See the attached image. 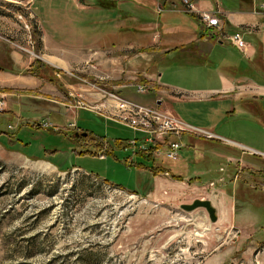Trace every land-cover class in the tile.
Masks as SVG:
<instances>
[{
	"label": "rangeland",
	"instance_id": "rangeland-1",
	"mask_svg": "<svg viewBox=\"0 0 264 264\" xmlns=\"http://www.w3.org/2000/svg\"><path fill=\"white\" fill-rule=\"evenodd\" d=\"M32 2L0 0V40L35 61L40 60L36 57L40 24ZM244 38L257 50L254 59L247 60L224 41L225 45H214L205 65L192 66L188 72L211 77L210 85L222 71L241 76L252 86H264V73L257 63L264 57V30ZM223 60L230 62L229 68ZM49 68L40 71L45 77H57L58 82L57 74L80 79L81 73L97 71L88 63L56 75ZM169 75L178 84L196 86L175 71ZM92 78L90 85L101 94L93 100L67 91L61 83L67 125L43 119V111L28 99L16 111L20 119L3 114L7 101L0 97L5 101L0 111V264H264V124L254 119L249 125L237 111L233 119L221 123L222 131L217 133L257 152L214 142L235 161L213 157L214 163L200 165L213 172L202 175L200 181L192 179L190 187L175 184L150 193L153 163L128 146L134 138L128 127L106 120L97 109L113 92V83ZM202 78L199 86L204 85ZM139 83L127 82L124 96L114 93L141 105H155L156 94L138 92ZM258 101L264 105V98ZM82 112L78 124L76 118ZM42 121L49 126H41ZM87 131L88 138L82 135H88ZM13 134L20 141L10 139ZM98 137H105L102 146L110 147L104 158L99 157L100 148L86 145ZM163 160L155 159L156 165ZM163 164L173 170L176 162ZM201 183H208L205 193L198 189ZM195 199L215 200L218 221L212 222L204 208L192 212L180 208Z\"/></svg>",
	"mask_w": 264,
	"mask_h": 264
},
{
	"label": "crops",
	"instance_id": "crops-1",
	"mask_svg": "<svg viewBox=\"0 0 264 264\" xmlns=\"http://www.w3.org/2000/svg\"><path fill=\"white\" fill-rule=\"evenodd\" d=\"M191 1L197 11L219 12L224 33L241 29L245 30L244 36L263 33L264 18L257 9L261 0ZM31 9L40 24L38 59L45 66L54 68V74L81 68L87 63L97 66L95 72L79 74L80 79L68 78L65 73L57 74L59 84L62 83L67 91L70 89L71 93L76 92L86 100L99 97L100 90L94 84L90 85L95 76L97 82L113 83L110 91L121 92L124 96L127 82L138 83L145 79L149 91L157 96V105L171 111L184 123L202 126L219 136V140H207L184 133L181 138L184 144L182 155L171 161L176 162L173 170L172 167L167 169L182 179L165 176L163 172L155 174L151 170L150 193L175 184L190 187L192 179L200 181L202 175L213 172L211 167L200 169L201 164L214 163L213 157L235 161L217 145L230 144L240 147L243 152L256 151L221 137L217 132L222 131L221 123L233 119L237 111L249 125L254 119L264 124V105L258 101H263L264 86H252L241 76L222 71L216 75L218 80L215 78L214 85L208 83L211 77L191 76L188 72L191 67L205 65L214 45H225V42L212 37L198 14L186 12L178 0H33ZM247 44L246 53L238 51L247 60L254 59L257 50ZM260 59L257 63L264 73V57ZM33 63L32 58L0 40V97L4 96L7 101L3 114L20 119L16 111L25 105L23 100L28 99L37 103V108L45 115L43 119L67 125L69 117L62 102L63 87L25 73ZM222 63L229 68V61L223 60ZM169 71L182 75L187 82L190 78L196 86L178 84ZM201 78L203 86H199ZM85 80L89 85L82 83ZM195 93L202 98L195 99L192 95ZM206 93L215 95L204 97ZM83 113H79L77 123ZM203 114L206 116L204 119L201 118ZM243 128L248 130L246 125ZM15 136L10 135V139L20 141ZM107 147L100 149L106 148L107 151ZM16 152L22 155L21 151ZM189 163L193 165L189 166ZM207 184L201 183L198 189L205 193ZM208 200L216 209L215 200Z\"/></svg>",
	"mask_w": 264,
	"mask_h": 264
},
{
	"label": "built area",
	"instance_id": "built-area-1",
	"mask_svg": "<svg viewBox=\"0 0 264 264\" xmlns=\"http://www.w3.org/2000/svg\"><path fill=\"white\" fill-rule=\"evenodd\" d=\"M186 12L197 13L198 18L207 30H210L212 37L216 36L218 40H224L234 46L240 52L246 53L248 44L244 39V29L234 31L230 34L223 32V25L219 18V12L197 11L191 0H178ZM259 13L264 18V0L260 1ZM30 46L34 48V42L30 41ZM22 51L30 53V50L18 46ZM34 54V53H33ZM36 57H39L38 55ZM87 83V81H84ZM150 89L149 84L140 82L137 91L144 93ZM108 96L99 109L106 118L112 122H120V125L128 127L134 135V138L128 141L129 147L138 149L139 152L149 155L150 158L175 161L179 158V151L184 147L181 138L184 133H190L196 137L207 140H219L213 131L203 128H197L181 121L177 116L166 109L159 108L155 103L152 106L141 105L130 99L124 98L109 92ZM5 101L0 98V111L4 109ZM41 126L47 128L49 125L42 121ZM106 148L101 149L100 158H104ZM165 176L170 177L168 171L163 172ZM214 185V183H211Z\"/></svg>",
	"mask_w": 264,
	"mask_h": 264
},
{
	"label": "trees",
	"instance_id": "trees-1",
	"mask_svg": "<svg viewBox=\"0 0 264 264\" xmlns=\"http://www.w3.org/2000/svg\"><path fill=\"white\" fill-rule=\"evenodd\" d=\"M42 67L45 68V69L49 68V67L45 66V65L43 64V62H41L40 60H35L34 63L32 64V66L30 67V69L26 70L25 73H27V74H29V75L37 76V77H40V78H43V79L47 78L48 81H49L50 83H52V84H54V85L60 87L59 82L56 80L57 77H56V78H55V76L45 77V76H44V73H41L40 69H41ZM50 69H51V68H49V70H50ZM51 71H52L53 73L55 72L54 69H51ZM52 72H51V73H52ZM58 72H59V71H58ZM53 77H54V78H53ZM140 82H143V83H145V84H148V82H147L145 79H141ZM87 132H88V131H87ZM90 136H91V134L88 132V135L85 136V137L88 138V137H90ZM91 141L94 142V144H95L94 147H96V148H100V147H102V145H103L105 142H107V140H106L105 137H98L97 139L92 138ZM123 141H127V140H123ZM117 142H119V141H117ZM118 145H123V143L120 141ZM109 149H110V147L108 148L107 151H109ZM79 154H83V153H79ZM141 156H143L144 158L148 159L149 161H151V162L153 163V166H152V168H151V170L153 171V173L157 174V173H161V172H166V171H168V172L170 173V176L173 177L174 179H178V180L182 179L181 176H174V175L170 172V170H167L168 167L165 166V165L163 164L164 161H167V160H163V162H162V163L160 164V166H159V165H156L155 159L149 158L148 156L146 157L145 154H141ZM163 167H164V168H163ZM165 168H166V169H165ZM95 178H96V177H95ZM97 179H98V178H97ZM104 182H105V183H109V182H107V181H104Z\"/></svg>",
	"mask_w": 264,
	"mask_h": 264
},
{
	"label": "water",
	"instance_id": "water-1",
	"mask_svg": "<svg viewBox=\"0 0 264 264\" xmlns=\"http://www.w3.org/2000/svg\"><path fill=\"white\" fill-rule=\"evenodd\" d=\"M82 135L86 136L87 133L83 132ZM180 208L186 212H192L198 208H204L207 211L209 219L212 222L215 223L218 221L216 209L213 207V204L208 199H195L191 204H182Z\"/></svg>",
	"mask_w": 264,
	"mask_h": 264
},
{
	"label": "flooded vegetation",
	"instance_id": "flooded-vegetation-1",
	"mask_svg": "<svg viewBox=\"0 0 264 264\" xmlns=\"http://www.w3.org/2000/svg\"><path fill=\"white\" fill-rule=\"evenodd\" d=\"M83 133V132H82ZM78 133H76V135H77ZM86 145H93V146H95V144H94V142L93 141H89V142H86Z\"/></svg>",
	"mask_w": 264,
	"mask_h": 264
}]
</instances>
